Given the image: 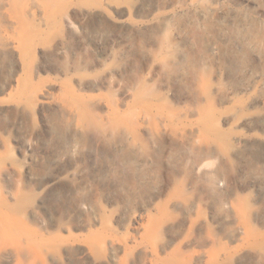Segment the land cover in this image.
<instances>
[{
  "label": "rangeland",
  "instance_id": "obj_1",
  "mask_svg": "<svg viewBox=\"0 0 264 264\" xmlns=\"http://www.w3.org/2000/svg\"><path fill=\"white\" fill-rule=\"evenodd\" d=\"M4 2L11 22L2 24L1 34L14 39L16 47L7 50L14 57L6 54L0 66L1 214L25 230L26 238L52 245L89 243L97 258L114 255L111 264H122L128 252L140 245H147L152 264L166 260L175 264H264V184L241 186L232 192L227 164L204 155L203 131L196 128L193 140L183 136L197 119L198 110L213 120L227 106L214 96L204 97L196 111L189 112L168 94L160 61H136L132 70H119L121 54L129 47L127 38L119 33L94 38L82 15L83 9L105 0ZM62 40L71 45L70 50L56 54L54 47ZM191 68H200L210 83L218 72L217 63L209 60ZM92 79L98 81L97 86L90 85ZM42 87L49 93L44 115L29 111L32 93ZM16 105L26 108L20 125L11 122ZM59 108L63 137L73 151L55 156L45 143L49 134L45 115ZM96 115L110 132L122 131L128 137L129 141L117 139L121 154L117 160L122 166H133L132 159L123 156L129 145L149 155L145 175L152 180L151 189H139L135 198L113 189L112 198L91 188L99 181L85 168L81 133ZM162 134L167 136L164 158L158 155ZM45 163L48 168L37 173L41 174L37 178L34 168ZM49 175L57 179L48 183L47 205H55L68 178L81 191L93 194L84 205L80 227L70 224L62 229L53 220L20 210L44 190L45 183L37 181H46ZM17 201L16 211L8 208ZM170 222H178L179 228L166 235L167 245L160 248L156 241L162 226ZM242 253L244 261L236 262Z\"/></svg>",
  "mask_w": 264,
  "mask_h": 264
},
{
  "label": "bare ground",
  "instance_id": "obj_2",
  "mask_svg": "<svg viewBox=\"0 0 264 264\" xmlns=\"http://www.w3.org/2000/svg\"><path fill=\"white\" fill-rule=\"evenodd\" d=\"M5 8L6 3L0 0L1 67L6 54L14 57L7 50L16 47L14 39H6L1 34L2 24L11 22ZM82 15L89 22L94 38L101 39L110 33L127 38L129 47L121 54L119 70H132L136 61L142 63L150 59L156 64L160 61L168 94L181 101L189 112L194 113L199 99L204 97L214 96L220 104H225L228 110L213 120L198 110L197 119L190 123L183 136L193 140L196 128L203 131V140L207 142L204 155L208 159L221 158L227 164L232 192L237 193L241 186L264 184V0H105L99 6L83 9ZM71 27L69 25L70 36L74 34ZM68 46L71 45L62 40L54 51L65 54L70 50ZM16 58L20 56L17 54ZM202 60L217 63L213 83L203 76L200 68H191L198 67ZM15 65L18 66V60ZM89 83L98 85L94 79ZM32 97L29 111L44 115L49 93L42 87L33 92ZM25 113L26 108L14 106L11 122L20 125ZM45 116L49 132L45 143L54 155L72 152L73 145L63 137L60 124L62 108L49 111ZM93 119L91 126L81 133L85 168L99 181L91 188L112 198L113 189L121 190L128 198H135L139 189L142 192L151 189L152 180L145 175L149 155L129 145L123 156L132 159L133 166H122L117 160L121 155L117 139L129 141L128 137L122 131L117 135L110 132L97 115ZM221 123L226 127L221 128ZM166 140L167 136L162 134L160 158L166 155ZM47 168L48 163H45L34 170L37 174ZM159 168L156 160L155 170ZM40 177L41 174H37V178ZM55 178L49 175L46 181H37L45 183L44 190L20 210L53 220L62 229H68L70 224L80 227L84 205L93 194L81 191L68 178L67 188L59 191L55 205H47L48 183L53 184ZM241 181L245 184H240ZM7 206L16 211L19 203ZM1 211L4 210L0 209V264H111L114 255L97 258L89 243L52 245L30 236L26 238L25 230L17 228ZM200 225L196 230L202 229ZM178 228V222L163 225L156 246L164 248L168 241L166 235L171 236ZM149 254L147 245L137 246L128 252L122 264H152L147 259ZM245 257L243 253L237 255L236 262L244 261ZM160 264L175 263L166 260Z\"/></svg>",
  "mask_w": 264,
  "mask_h": 264
}]
</instances>
